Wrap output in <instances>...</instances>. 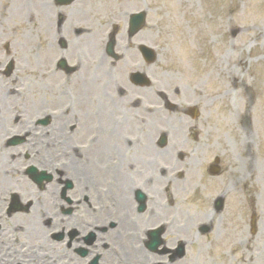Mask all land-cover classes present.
I'll return each instance as SVG.
<instances>
[{
	"label": "rangeland",
	"instance_id": "obj_1",
	"mask_svg": "<svg viewBox=\"0 0 264 264\" xmlns=\"http://www.w3.org/2000/svg\"><path fill=\"white\" fill-rule=\"evenodd\" d=\"M3 1L6 0H0V7ZM14 1L17 2V0ZM218 2L221 3L219 5L222 6L223 13L215 9L209 11L206 0H144L137 3L135 8L147 11L148 14V26L143 33V41L157 50L164 47L161 55L162 61L166 64L161 63L159 66L152 67L153 69L150 68L151 77H154L156 71L159 80L167 82L170 81L169 77H166V74H163L162 77L160 72L175 70L180 73V83H177V79L176 83L171 80L169 88L184 86L191 89L193 86H197L199 94L205 95L207 101L204 107L205 113L199 124L202 125L200 141L206 145L202 149L210 160L207 161V164L213 163L215 157L220 158L224 151L228 162H225L224 158L223 161L221 160L224 169L222 174L225 171H234V164L237 167V155L242 150L240 144L251 137L248 131L249 127L253 132L254 135L251 137L252 139L250 138V142L254 144L255 148L252 171L256 172L254 176L246 177V181H240L242 190L239 194L241 195L231 194L233 187L230 181L236 178L232 173H229L219 179H213V182L204 180L202 187H207V190L204 191L201 187L199 191L195 190L194 193L186 195V199L181 203L183 205L181 209H177V204L171 207L169 205L171 199H167L169 195L167 197L165 195V179L155 171L166 169L168 173L172 171V167H168V164H175L172 151L176 147L169 151V160L158 154L153 140H156L159 133L166 132L167 129L174 128L175 124H179V116L166 114V116H170L169 118L175 117L170 121L175 124L172 123L173 125L169 126L166 121H157V115L153 113L155 98L153 94L149 95V100L146 99L150 101V105L139 106L137 100H134L133 103H135L131 107H124L125 109L121 112L119 105L118 110L113 108L114 100L110 95L115 98L117 104L118 96L115 93L106 96V90H102L101 97H98L100 102H98V106L107 111L109 110L108 103V106H112V110L115 111L112 114L113 117L109 119L111 122L106 126L107 134L114 140L112 143L122 148L123 154L127 152L125 156L127 163H130L132 156L136 154L143 158L142 162L136 165L142 171L133 173V176L139 178L136 184L135 177L129 176L128 179L123 177L128 181L126 187L130 204L128 214L133 222L136 220V225L130 223L121 226L120 219L123 218V214L125 215L121 212V192L114 185V178L109 168L111 165L115 166L119 158L116 156L112 163L111 161L107 162L106 170L103 169V171L108 170V173L104 172L107 183L95 187L92 147L96 137L92 130L95 124L93 117L92 120L88 117L91 112L86 109L85 117L82 115L79 122H72L73 127H77L72 136L76 141L72 144L64 142L66 145H63L62 142L57 141L56 136L52 139L48 128L37 127L36 120L42 116V114L39 115L41 111V107H39L32 112V125L37 129L32 145V149L36 151L35 156L31 157L27 153H21L23 159L26 161L33 159V162H29L30 165L25 164L26 167L22 170L18 169L19 174L15 173L9 176V169H11L9 166L13 165V161L5 159L6 152L3 151L5 139H0V168H4L2 171L0 169V181L5 178L10 182L9 184L15 182L17 187L22 188L21 192L13 191L18 194L20 206V211L14 214H9L11 189L5 188L0 193V264H105L108 255L113 259L111 264H136L137 261L130 263V256L126 254L123 238L117 234L122 229L128 231L132 245H135L134 250H138L136 254L142 255L138 257L141 259L137 264H264V0H218ZM204 9L207 13L222 18L223 22L231 20L229 24L218 25L217 37L222 41H215L214 49L208 46L207 37V45L204 47V51L207 52L204 54L205 60L200 54L194 55L196 52L191 47L190 39L193 21L199 12L206 14ZM13 20V24L0 28V62L4 64L7 61L4 44H11L10 50L13 54L11 58L15 61V71L10 78L0 76V83L3 85L0 88L2 87L3 92L4 89L22 91L23 88L26 90L24 91L26 94L22 93V97L33 96L32 100L35 103L42 98L41 95L46 91L40 83V79H36L37 83H31L30 78L24 72L26 68H31L32 64V61H30V65L28 63L29 50L27 42L24 41L28 27L20 17ZM41 25L42 19L41 23L36 22L38 34L35 37L37 45L34 56L37 57L42 67H39V72L43 69L46 75L49 71L48 62L45 59L47 56L39 55V51L44 52L45 47L42 41ZM235 28L240 30L236 39L232 34ZM157 29L160 34L156 37L154 33ZM239 49L243 53L242 64L235 59L236 50ZM249 64L253 68L252 72L254 71L251 77L247 72ZM125 66L127 74L135 70L133 67H138L129 63ZM226 66L229 69L239 70L241 76L246 75V80L234 76V79L228 82L229 89L234 94L227 99H220L215 94L224 84L219 81L218 74L220 69ZM117 73L118 71H116ZM146 73L148 74V72ZM99 82L100 80L98 84ZM51 83L52 80L48 82V84ZM103 83L102 80L101 86ZM235 83H238V90L234 88ZM76 84L78 85L79 82ZM57 85L60 88V84ZM32 89H34V94H31ZM188 92L190 91L188 90ZM73 94L75 96V92ZM73 98L76 99V97ZM100 99L106 108L102 106ZM88 100L84 97L81 102H88ZM190 105L188 103V106ZM231 105L234 109H231ZM91 108L93 107L91 106ZM19 115L22 119L25 116L28 120L31 118L29 114H24L21 111H19ZM119 119H122V122L118 124L117 120ZM88 120L92 122L90 123ZM116 122L121 131L124 129L121 137H116V131L112 128V126L117 128ZM80 125L87 126L85 130H82ZM244 126H246V132L243 131ZM67 132L70 133V130ZM44 134L49 137H43ZM176 134L178 143L183 142L188 138V129L183 128V131H178ZM222 142L226 143L224 150L220 144ZM196 144L197 140L185 144V154L190 155L197 148ZM198 145L201 147V143ZM6 147H9L8 142ZM117 147L114 148L113 145L114 149ZM55 157L56 159L52 160ZM73 157H76L73 164L75 168H80L82 173L83 171L86 173V176L79 177L77 173L74 176L70 174L65 176L63 171L60 172L62 175H58L57 171H61L60 167L63 168L64 163H71ZM155 159L158 160L157 162L168 163H164L158 168V165L155 164L154 167L157 169L154 170L152 165ZM59 161L62 162L58 163ZM22 166L24 165L22 164ZM29 166L49 171L54 176V181L44 188H39L25 173ZM249 170H251V165L248 168L245 164L242 175H248ZM131 172L133 171L129 172L128 170V174ZM234 174L236 177L242 176ZM197 175L200 178L205 176L203 170H200V174L194 172L188 173L187 176L197 177ZM196 177L192 179L194 182L197 181ZM60 179L63 181L61 182ZM67 179L74 182V189L67 192V197L64 198L62 190L66 187L64 182ZM148 183L153 184L154 188L157 187L160 191V195H158L160 201L153 206L152 210L149 206L147 213L140 215L136 209L134 210V192L132 191L133 187L137 186L146 189L144 191L150 194L149 190L151 189L148 187ZM224 188L230 192L224 213L217 216L216 228L212 234L209 236L199 235L198 226L208 222L211 216L213 217L212 210H210L211 201L221 195L225 191ZM209 190L212 192L209 193ZM24 192H33L34 195L25 198ZM37 195H39L38 204L49 205L52 215L46 219L41 217L43 232L34 237L33 232H27L26 225L30 226V221L34 218L33 209ZM209 195L210 198L207 200ZM68 199L71 200V203L67 201ZM179 200V197H174V202ZM113 201H118V203L114 205ZM70 209H73L72 215L67 214ZM254 215H256L257 226L256 233L252 234L250 223ZM108 219L110 221H107ZM76 220L81 222L83 227L71 225L73 223L71 221ZM221 222L224 225V230L218 231ZM162 224L167 226L166 232L162 236L166 243L164 247L168 250H175L179 242L187 245L186 256L183 259L171 261L170 255L151 254L144 248L143 242L137 240V237L140 236L144 239V232L149 228L157 229ZM192 225L195 226L192 227ZM141 226L147 227L141 229ZM100 239H104V241L102 242ZM78 250L86 255H80Z\"/></svg>",
	"mask_w": 264,
	"mask_h": 264
},
{
	"label": "bare ground",
	"instance_id": "obj_2",
	"mask_svg": "<svg viewBox=\"0 0 264 264\" xmlns=\"http://www.w3.org/2000/svg\"><path fill=\"white\" fill-rule=\"evenodd\" d=\"M21 2L22 3H19V1H18L17 4H13V2L9 3V4L8 3L4 4V1L2 2L1 7H0V28L5 27L6 25H9V24H13L14 23L13 19H15V18L19 19V17H20L23 20V23L29 25L28 22L36 14L39 16V20L43 17L44 12L42 10V8H43L42 4H40L41 0H21ZM206 2H207L209 11H211L213 9H215L217 11H222V6L219 5L221 3L218 2V0H206ZM255 10H256V8H255ZM205 12H206V14H204L203 12L198 13L197 23L195 24V26L193 24V28L196 27L197 33L206 31L207 36L209 37V40H210L209 45L212 47L213 44L215 43V41L220 40V38L217 37L218 25H222L225 23L229 24L231 20L228 22H223L222 20H219L218 18H216L217 16H214L212 14L207 13L206 10H205ZM10 13H11V15H7ZM24 41L27 42V46L34 44V41L31 38L30 30H27L26 39H24ZM89 54H90L89 51L85 50L84 57H87ZM235 59L238 60L239 62H241V64H242L244 59H243V53L240 49L236 50ZM245 64H246V62H245ZM248 66L249 67L247 68V72L251 77L252 73L254 71L252 72L253 68H252V66H250V64ZM236 68H238V66H236ZM38 69H39V66L34 65L33 69L26 68L24 70V72L28 73V70H32L31 73L35 74L34 72H36ZM98 73H99V71L97 68V69H95L94 74L90 73L89 75H92V77H97ZM218 75H219V81L221 82V84H224L223 87L220 90H218L215 94L216 96H219L220 99H227L229 96L234 94L230 91L229 84H228V82H230L232 79H234V76L241 77L243 80H246V75L241 76V73L239 70H237L235 68L229 69L228 66L221 68ZM80 83H81L80 100L82 101V99L84 97H86L85 94L89 96V93L90 94L92 93V99H91L93 101L92 105L97 106V104H98L97 95H98L99 90H101V89H99V90L96 89V78H93L92 82H90L89 84L87 83L86 79H80ZM24 91H26V90H24L22 88V91H20L18 94H20V95H22V93L26 94ZM0 97L2 98V94L0 95ZM0 101H1V99H0ZM0 104L3 106L2 102H0ZM33 106H34V104H33ZM82 106L88 108L89 104L87 101H84L82 103ZM231 109H234L232 107V105H231ZM237 112H238V109H237ZM82 115H85V113L81 112V111L74 113V116H77V117L82 116ZM88 117L90 118L89 114H88ZM92 117H94V121L96 123H99L101 125L100 115L97 111H92ZM1 126H2V123H0V127ZM86 126L87 125H83L81 127V129L85 130ZM66 127H67V124H65L64 126H62L60 128H57L56 132L58 134H62V133H64V128H66ZM93 130L99 131L100 128L96 127ZM100 137L103 138V140L105 141V138L103 136H100ZM101 138H98V141H101L100 146L93 148V151H92V165H94V172L93 173H95L97 176L101 172L99 168L102 166L101 162H100L101 158H99V155H101L102 152L104 155L105 150H106V148L105 149L102 148L104 144H103V140ZM59 140L61 141V138ZM220 144L222 146H224L226 143L222 142ZM95 145H99V143L97 142V143H95ZM12 152L15 153L14 151H12ZM109 152L110 151L108 149V153ZM17 153H18V151H17ZM96 153H97V155H96ZM0 169H1V171L4 170V168H0ZM67 169L71 173L72 176L76 175L75 172L77 173V175L79 177H83L84 175L86 176V173L84 171L82 173L80 168L77 169V168H74L73 166H69V167H67ZM0 182H1L0 183V191H1L0 193H2L5 188L11 189L12 192L13 191L21 192V190H22L21 187H17V184L15 182H12V184H9L10 182L6 181L5 178L1 179ZM96 182L98 185H100L104 182L102 175L100 178L96 177ZM127 185H128V183L126 181H123V183H122L123 191L121 190V205L120 206H121V210H122L121 212L125 213V215L123 214V218L120 219V222H121L120 225L121 226H125V225L130 224V223H133L134 225H136V220L133 222L132 219L129 217L130 214H128V210H129L128 208H129L130 204H129L128 196H127L128 192L126 191ZM24 195H25V198H29V196L32 197L34 195V193L33 192H24ZM38 200H39V195H37V198H36L37 204L35 203V207L33 209L34 218L30 221V226L26 225L27 226L26 228L28 229L27 232H33L35 234L34 237L39 236L41 234V232H43V229L41 228V217H44V219H46L52 215L51 214L52 210L50 209L49 205L43 206L40 203L38 204ZM55 221H57V220L55 219ZM107 221H110V220L108 219ZM71 223H72L71 225H73L74 227H79V228L83 227L81 222H79L78 220L71 221ZM194 226L195 225H192V227H194ZM145 227H147V226H141V229H145ZM117 234L121 238H123V241L125 243L124 246L126 249V254L130 256V258H129V260H131L130 263L133 261L138 262V260L141 259V258L139 259L138 257L142 256V255L136 254V252L138 250H136V251L134 250L135 245H132L130 236L128 235V231L122 229L121 231H118ZM31 236H33V235H31ZM100 240H102V242L104 241V239H100ZM100 240H98V242ZM106 240L109 241L108 239H106ZM137 262H136V264H137ZM111 263H113V259L110 255H108L105 259V264H111ZM131 264H133V263H131ZM249 264H251V263H249Z\"/></svg>",
	"mask_w": 264,
	"mask_h": 264
},
{
	"label": "flooded vegetation",
	"instance_id": "obj_3",
	"mask_svg": "<svg viewBox=\"0 0 264 264\" xmlns=\"http://www.w3.org/2000/svg\"><path fill=\"white\" fill-rule=\"evenodd\" d=\"M49 1L56 3V0H46L45 20L47 27L52 18H54L57 38L60 45H66L67 49L75 48L74 51L80 53L79 57H84L85 50L89 51L90 54L85 57L89 59V65L96 60L97 44L102 43L103 40L102 32L105 24L104 18H106L107 23L109 22L110 25H113L112 22L118 24L124 22L132 12V3L134 2V0H72L71 3L63 7H50ZM115 25L117 26V24ZM98 26L100 28V30L98 29L99 32L97 31ZM127 30L128 21L123 30L118 26L116 31V49L120 54L117 62L127 59V54L125 52L127 47L130 48V43H126V46H123L124 41L126 40L127 42H130L135 39L128 35ZM137 48L138 45L132 48V53L129 55L128 59L134 64L143 65L144 60L139 54ZM74 56V52L69 54V59H73ZM105 58L106 59L103 60V62H105L103 63L104 65H107V61L112 62V59L107 56L106 53ZM126 62H128V60ZM154 78L156 81L155 95L157 100L163 98L165 102L168 103L169 96L166 95V92L168 90L167 84L170 85V82H166L167 84L163 83L159 80V75L156 72ZM197 124L198 123H195V126ZM195 128L198 129V126ZM245 159H250V157H245ZM236 169L237 167L235 166L234 171H229V173H232L236 178L235 180L230 181L233 187L232 191L240 190V181H244L246 178L245 176L236 177L234 174ZM226 192L229 191L226 190Z\"/></svg>",
	"mask_w": 264,
	"mask_h": 264
}]
</instances>
